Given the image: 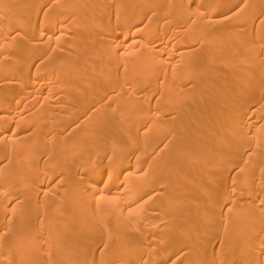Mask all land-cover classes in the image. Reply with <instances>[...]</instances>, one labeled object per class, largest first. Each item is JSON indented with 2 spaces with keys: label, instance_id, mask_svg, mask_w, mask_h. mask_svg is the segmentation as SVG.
Here are the masks:
<instances>
[{
  "label": "bare ground",
  "instance_id": "6f19581e",
  "mask_svg": "<svg viewBox=\"0 0 264 264\" xmlns=\"http://www.w3.org/2000/svg\"><path fill=\"white\" fill-rule=\"evenodd\" d=\"M257 179L264 0H0V264H264Z\"/></svg>",
  "mask_w": 264,
  "mask_h": 264
},
{
  "label": "rangeland",
  "instance_id": "374dc122",
  "mask_svg": "<svg viewBox=\"0 0 264 264\" xmlns=\"http://www.w3.org/2000/svg\"><path fill=\"white\" fill-rule=\"evenodd\" d=\"M261 105H262V104H261ZM261 105H260V106H261ZM258 108H260V107L258 106ZM253 119H254V118H253ZM252 121H253V120H252ZM158 158H159V156H158ZM240 165H241V164H240ZM258 173H259V172L256 171V172L253 173L254 175H251V176H252V177L255 176V175L258 176V175H259ZM256 176H255V177H256ZM258 177H259V176H258ZM258 177H257V178H258ZM261 181H264V180L257 179V181L255 182V183L257 184V186H256V184H255V188H256V187H259V185L261 184ZM259 183H260V184H259ZM260 186H261V185H260ZM261 187H264V185H262ZM228 214H229V211H227V209H226V210H223V215H222L223 220H225V219L229 216ZM227 215H228V216H227ZM99 253H100V250H99ZM99 253H98V254H99ZM98 256H99V255H97L96 257L98 258ZM96 257H95V258H96Z\"/></svg>",
  "mask_w": 264,
  "mask_h": 264
}]
</instances>
